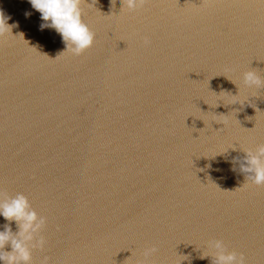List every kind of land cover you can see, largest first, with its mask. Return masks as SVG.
<instances>
[{"label":"water","instance_id":"1","mask_svg":"<svg viewBox=\"0 0 264 264\" xmlns=\"http://www.w3.org/2000/svg\"><path fill=\"white\" fill-rule=\"evenodd\" d=\"M120 7L82 0L75 56L0 0V193L45 218L31 264H210L213 239L264 264V185L228 163L264 143V0Z\"/></svg>","mask_w":264,"mask_h":264},{"label":"clouds","instance_id":"2","mask_svg":"<svg viewBox=\"0 0 264 264\" xmlns=\"http://www.w3.org/2000/svg\"><path fill=\"white\" fill-rule=\"evenodd\" d=\"M81 2L82 0H28L31 8L40 14L42 23L39 24V29L54 30L64 45L63 52L75 56H79L91 47L94 40V33L83 22ZM115 2L117 0H109L110 9ZM118 2L121 5L120 11H133L141 8L146 0H118ZM24 15L28 17L30 13L26 11ZM7 21L8 17L0 15V35L5 33L11 35V29L16 27L15 24L9 25ZM144 43L147 44L148 41L145 40ZM242 80L249 88H259L262 84L261 78L253 70L245 71ZM230 148L234 149V145L228 147ZM241 151L244 153L242 158L232 157L228 161L232 165V170H235L238 164L239 171L245 174L249 185H264V143L257 145L254 151L251 149ZM0 217L9 222L0 230V264H31V250L43 248L45 243L44 238L39 236L45 225V218L38 216L28 199L19 193L14 197L0 193ZM10 222L16 223L15 233L9 226ZM6 245H10L11 251H4ZM207 248L208 253L200 255V259L210 257V264H245L243 254L228 251L225 243L220 239L209 240ZM153 252L155 248L145 249L144 256L147 257ZM41 264H48L47 257H44Z\"/></svg>","mask_w":264,"mask_h":264}]
</instances>
